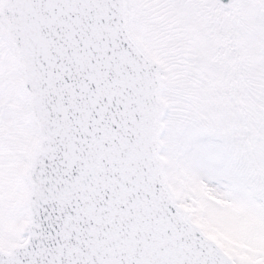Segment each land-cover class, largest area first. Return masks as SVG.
I'll use <instances>...</instances> for the list:
<instances>
[{
  "label": "snow or ice",
  "instance_id": "snow-or-ice-1",
  "mask_svg": "<svg viewBox=\"0 0 264 264\" xmlns=\"http://www.w3.org/2000/svg\"><path fill=\"white\" fill-rule=\"evenodd\" d=\"M0 264H264V0H0Z\"/></svg>",
  "mask_w": 264,
  "mask_h": 264
}]
</instances>
